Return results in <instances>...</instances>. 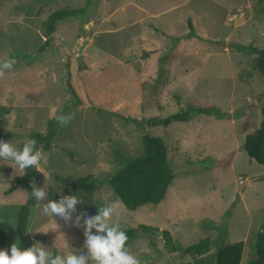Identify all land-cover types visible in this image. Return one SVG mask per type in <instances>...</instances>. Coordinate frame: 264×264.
<instances>
[{
  "label": "rangeland",
  "instance_id": "rangeland-1",
  "mask_svg": "<svg viewBox=\"0 0 264 264\" xmlns=\"http://www.w3.org/2000/svg\"><path fill=\"white\" fill-rule=\"evenodd\" d=\"M64 8L85 10L59 22L46 36L47 18ZM186 10L195 14L199 30L216 43L201 44V54L168 60L163 83L154 87L145 80L137 56L141 37L157 38L153 27L172 29L171 19ZM86 40L90 42L81 67L78 51ZM235 44L264 49V0H0V64L16 61L12 68L0 67V109L8 112L0 118V141L21 150L33 132H46L53 108L65 119L74 113L66 125L58 121L52 149L43 152L37 171L41 180L35 183L47 192L41 204L73 195L81 203L68 221L44 214L36 204L28 230L34 245L51 252L50 258L56 251L62 256H87L86 219L118 200L109 227L158 229L140 232L126 248L140 264L193 262L169 249L163 231L184 248L211 239L213 248L206 258L243 241L241 264H249L252 244L264 225V167L250 161L242 144L246 134H255L261 126L264 77L255 65L256 55L238 51ZM69 69L81 109L67 87ZM196 99L230 112L229 117L203 121L199 116L165 128L138 126L109 113L114 102L124 101L126 115L165 118ZM97 106L101 113L95 111ZM145 136L164 139L174 170L188 171L195 165L207 169L177 176L163 202L137 211L128 210L109 185L89 193L63 186L50 173L110 178L142 156ZM217 161L222 165L216 166ZM28 170L20 172L13 161L0 159V228L9 229L19 245L16 214L30 191L20 186L12 194L6 192ZM92 234H98L95 228Z\"/></svg>",
  "mask_w": 264,
  "mask_h": 264
},
{
  "label": "trees",
  "instance_id": "trees-1",
  "mask_svg": "<svg viewBox=\"0 0 264 264\" xmlns=\"http://www.w3.org/2000/svg\"><path fill=\"white\" fill-rule=\"evenodd\" d=\"M84 10L64 8L52 13L45 22L46 36H51L56 31L59 22L67 18L81 16L84 14ZM170 24L172 29L153 27L152 33L153 35H157V38L141 37L142 43L137 56L142 60L141 62L145 70V80L154 87H158L163 83L164 72L166 71L165 65L168 60L181 56L201 54V44L216 43L213 38H208L199 30L196 16L191 10H186L175 15L171 19ZM48 45L49 40L46 41V47ZM235 48L243 53L255 54V65L264 77V49H259L253 45L244 46L240 44H235ZM67 87L72 95L77 98V108L81 109L82 101L78 98L79 95L72 84L70 69L68 71ZM101 98L103 100V97ZM102 103L101 105H103ZM126 105H128L127 102L116 101L109 109V113L127 123H135L138 126H162L167 128L177 122H190L199 116L229 117L228 113L223 112L216 105L201 102L197 99L188 101L186 109H182L180 112L165 118L132 117L123 113V108ZM95 111L101 113V107H95ZM55 112L56 109L53 108L45 133L33 132L30 135L28 140L36 141L34 152L37 149H41L42 152H48L52 149V144L56 137V125L58 123V115ZM7 113V110L0 109V118ZM260 113L262 116L261 126L255 134L245 135L242 149L251 162L264 167V100L262 101ZM1 137L0 132V140ZM23 145L21 146V151ZM144 145L145 148L142 156L131 159L125 168L107 179H100L94 175L86 178L62 177L53 171H50V173L54 180L63 186L77 187L89 193L96 192L103 185H109L128 210L137 211L147 204L157 205L163 202L177 176L190 172H201L207 169V166L195 165L196 169L188 171L186 169L174 170L169 163L168 147L162 137L145 136ZM215 165L221 166L222 163L217 161ZM28 169L25 175L16 178L15 184L6 192L7 195L12 194L20 186H26L30 191L29 199L23 205H20L16 214V236L22 241L19 245L21 250H27L34 246L32 236L28 233L31 213L37 204L35 197L31 196L33 192L32 182L41 180V174L37 172L35 167ZM157 230L149 225H139L136 228L122 230L128 237L125 249L129 246L130 242L138 238L140 232L149 234ZM163 237L166 239L167 246L172 252H181L184 256L191 257L193 262L188 264H241L243 260L245 247L243 241L223 247L211 258H206L213 248V242L209 238L184 248L174 243L173 235L168 231H163ZM14 243L15 236L13 233L9 229L0 228V250L10 249ZM252 246L254 255L249 264H264V225L257 234ZM56 255L57 251L54 257Z\"/></svg>",
  "mask_w": 264,
  "mask_h": 264
},
{
  "label": "clouds",
  "instance_id": "clouds-1",
  "mask_svg": "<svg viewBox=\"0 0 264 264\" xmlns=\"http://www.w3.org/2000/svg\"><path fill=\"white\" fill-rule=\"evenodd\" d=\"M16 63L14 59H9L0 64L3 68H12ZM3 73L0 72V77ZM74 118L71 113L68 119L64 116L57 117L61 125H66ZM36 148L35 140H27L21 150L13 146L12 142L0 141V159L5 161H13L18 166L20 172L35 167L39 172L43 152ZM45 176V175H44ZM46 182L48 177L45 176ZM34 196L37 201V207L42 208V212L52 218L59 216L68 221L71 219V213L76 211V206L81 200L73 195L62 197L59 202L49 200L47 204H41L47 192L45 189H37L35 181L32 182ZM120 205V201H114L110 206L100 208V214L94 218L86 219V244L88 255L68 254L67 256L56 255L52 257V253L46 251L40 244H35L27 250H21L19 240L11 245L9 250H0V264H87L88 260L94 261V264H140L139 259L135 255H130L125 249L128 237L124 231H120L119 226L109 227L108 222L111 220L114 211ZM80 218H77V226H79ZM53 223L54 219H53ZM95 228L97 235L92 234ZM106 233V235H103Z\"/></svg>",
  "mask_w": 264,
  "mask_h": 264
},
{
  "label": "water",
  "instance_id": "water-1",
  "mask_svg": "<svg viewBox=\"0 0 264 264\" xmlns=\"http://www.w3.org/2000/svg\"><path fill=\"white\" fill-rule=\"evenodd\" d=\"M89 36L92 35L93 33V26L90 24L89 25ZM89 40H86L79 48V51H78V64L81 66V67H84L85 66V58H84V50L86 48L87 45H89ZM159 233L162 234L161 231H159Z\"/></svg>",
  "mask_w": 264,
  "mask_h": 264
},
{
  "label": "crops",
  "instance_id": "crops-1",
  "mask_svg": "<svg viewBox=\"0 0 264 264\" xmlns=\"http://www.w3.org/2000/svg\"><path fill=\"white\" fill-rule=\"evenodd\" d=\"M225 113H228V114H230V112H225ZM213 117V116H212ZM212 117L211 116H204L203 117V121H206V119L207 120H210V119H212ZM234 122V121H233ZM242 180V179H241Z\"/></svg>",
  "mask_w": 264,
  "mask_h": 264
}]
</instances>
